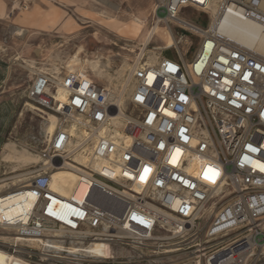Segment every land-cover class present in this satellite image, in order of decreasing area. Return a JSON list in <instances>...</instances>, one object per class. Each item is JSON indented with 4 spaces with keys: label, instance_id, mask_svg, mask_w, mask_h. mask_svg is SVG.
Here are the masks:
<instances>
[{
    "label": "built area",
    "instance_id": "obj_1",
    "mask_svg": "<svg viewBox=\"0 0 264 264\" xmlns=\"http://www.w3.org/2000/svg\"><path fill=\"white\" fill-rule=\"evenodd\" d=\"M158 2L172 33L175 27L200 40L194 57L187 60L192 46H174L176 56L156 61L139 53L132 88L121 98L77 73L59 81L39 75L28 98L57 117V130L45 150L46 171L27 184L34 207L25 220L0 222V241L101 239L139 258L153 241L162 249L154 255L184 252L179 264H264V55L220 31L226 18L239 17L264 35V0ZM184 8L207 22L181 18ZM77 156L89 160L80 164L86 175L79 173L88 190L64 197L52 190L50 172L79 163ZM198 159L216 169L214 186L199 175ZM145 167L151 171L141 181ZM209 205L217 208L203 240L164 249L159 233L188 237ZM48 257L40 254V263Z\"/></svg>",
    "mask_w": 264,
    "mask_h": 264
},
{
    "label": "rangeland",
    "instance_id": "obj_2",
    "mask_svg": "<svg viewBox=\"0 0 264 264\" xmlns=\"http://www.w3.org/2000/svg\"><path fill=\"white\" fill-rule=\"evenodd\" d=\"M158 4V0H0V187L7 188L0 191L16 190L46 171L45 150L51 138L48 117L53 114L28 98L39 75L59 81L67 73H77L121 98L132 88L130 68L139 53L144 52L147 61L176 56L174 47L165 49L173 41ZM181 18L207 22L193 8H184ZM156 25L155 36L145 45ZM172 31L175 39L181 36L187 41L188 46L182 43L179 48L192 46L187 56L190 61L200 40L175 27ZM94 62L102 73L93 67ZM216 208L206 206L195 229L184 239L159 233L166 240L164 249L187 248L203 240ZM1 240L0 264H43V253L51 256L44 264H179L186 258L184 252L152 254L162 250L153 241L148 242L144 258H139L119 242L105 244V254L100 256L91 251L88 240ZM15 250L19 252L11 258Z\"/></svg>",
    "mask_w": 264,
    "mask_h": 264
},
{
    "label": "bare ground",
    "instance_id": "obj_3",
    "mask_svg": "<svg viewBox=\"0 0 264 264\" xmlns=\"http://www.w3.org/2000/svg\"><path fill=\"white\" fill-rule=\"evenodd\" d=\"M263 7H264V3H263ZM161 21H159V22H161ZM184 25H185L184 27L191 28V26H189L188 24H184ZM157 28H158V25L154 26L152 28V30L149 32V38H148V41L145 45L149 44V40L153 39V36H155ZM167 28H168L171 36H172L173 42L171 44L167 45L166 48H172L174 46L178 47L182 43L186 44L187 41L183 42V39L179 40V41H178V39H175V37H174L173 33L171 32L168 25H167ZM220 31L222 33H224L227 37L239 42L240 44H242L248 48H254L257 51H259L261 54L264 55V35L261 33V27L257 23L252 22V21H248V20H245V19L239 18V17L237 19H230L228 17L224 20V22L222 24H220ZM157 49H160V48L157 47ZM143 53L144 52H141V55ZM150 53H152V52H150ZM93 67L95 69L99 70L101 73L103 72V70H100V65L98 62H94ZM58 97L60 99L64 98V94L61 90H59ZM32 108L37 109L33 106H32ZM48 118H49V126L47 129V133H48L49 137H52L57 130L58 119L54 115H49ZM26 159H23V160H26ZM76 160L79 163H77V164H73V163L65 164L64 167L55 168L50 172L52 175V181H51L52 190L54 192L64 196V197H70L71 195L75 194L76 197L82 198L84 196L85 192L88 190L87 182H89V180L87 178H84L85 182L80 183L79 182V179H80L79 173L86 175V172L83 170L82 165H80V164H88L89 160L86 156H77ZM195 165L198 167V172H199V175L201 176V178L204 181L211 184L212 186H214L215 181L213 182L212 180L205 179V177H204L205 171L208 168H213V167L208 166V164H204L203 161H201L199 159L196 160ZM213 170H216V169L214 168ZM209 175H212V173H209ZM215 180H216V176H215ZM28 187H29V185H24V186H22L16 190H13L11 192H5V190H7V188L3 185L0 187L3 189L6 188L5 190L0 191V222L1 223L14 222L16 220H25L26 214L32 210V208L34 207L36 200H37V198L34 195H32L28 192V190H27ZM3 192H5V193H3ZM17 242H18V240H17ZM105 244H107V243H104L103 240L96 239L93 242V244H91V245L89 244L90 245L89 248L91 249V251H93L94 254L101 256V255L105 254V251H104ZM15 247H17V246H15ZM90 249H89V251H90ZM47 250H49V249H47ZM15 251L19 252L18 250H15ZM172 252H175V251L173 250ZM10 254H11L10 255L11 258H15V256H16L15 253L11 252ZM104 257H106V256H104ZM2 258H3V256H2ZM0 263H1V257H0ZM189 264H191V263H189Z\"/></svg>",
    "mask_w": 264,
    "mask_h": 264
},
{
    "label": "snow or ice",
    "instance_id": "obj_4",
    "mask_svg": "<svg viewBox=\"0 0 264 264\" xmlns=\"http://www.w3.org/2000/svg\"><path fill=\"white\" fill-rule=\"evenodd\" d=\"M225 63H227V61H225ZM174 70V69H173ZM244 79L247 80L248 79V76L245 75L244 76ZM152 82V77L149 76V79H148V83L151 84ZM139 99V97H137ZM181 100H185L186 97H180ZM77 103H79V101H77ZM167 115L171 116L173 115V113L171 112H168ZM149 123H151V117L149 118ZM161 147H164V145H161ZM252 151H256V149H252ZM180 154V149H176L175 150V155H173L172 157V161L175 162L176 159H177V156ZM259 167L261 168V170H264V164H260ZM151 169L149 167H145L143 169V173L141 174L140 176V179L141 181H144L146 180L148 174L150 173ZM209 173H212V175H209ZM127 175V173H125ZM218 175L217 172H215V170L211 169V168H208L205 173H204V177L205 179H209V180H212L213 182L215 181V176Z\"/></svg>",
    "mask_w": 264,
    "mask_h": 264
}]
</instances>
